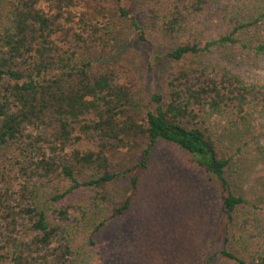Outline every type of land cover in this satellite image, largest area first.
<instances>
[{
	"label": "trees",
	"instance_id": "16d2710c",
	"mask_svg": "<svg viewBox=\"0 0 264 264\" xmlns=\"http://www.w3.org/2000/svg\"><path fill=\"white\" fill-rule=\"evenodd\" d=\"M3 1L0 145L15 148L18 186L0 176V264H74L72 211L79 222L98 211L86 226V243L94 244L108 219L131 206L160 142L188 153L219 189L221 255L233 264H264L262 182L251 188L255 201L236 188L264 161V139L255 134L264 82L245 83L206 58L248 46L240 34L259 27L264 0H140L141 21L120 0ZM126 16L139 42L170 49L165 91L150 95L143 117L130 111L140 88L133 68L90 55L111 47ZM210 25L225 31L202 41ZM254 49L263 51L264 43ZM83 142L92 146L77 147ZM132 148L140 149L138 161L112 168V157ZM119 179L130 185L122 198L115 194ZM22 221L31 239L17 236Z\"/></svg>",
	"mask_w": 264,
	"mask_h": 264
},
{
	"label": "rangeland",
	"instance_id": "374dc122",
	"mask_svg": "<svg viewBox=\"0 0 264 264\" xmlns=\"http://www.w3.org/2000/svg\"><path fill=\"white\" fill-rule=\"evenodd\" d=\"M120 5L129 15H137L140 21L143 19L142 1L120 0ZM4 6V1L0 0V13ZM258 24L256 29L240 34L248 46L239 44L215 50L206 58L229 67L245 83H263L264 50L257 52L254 47L259 42L264 43V19ZM224 31L222 26L210 25L202 33V41L216 38ZM113 34L115 40L111 35L109 37L112 38L110 48L90 55L123 61L133 68L140 88L130 111L143 117L150 95L165 91V74L171 64L166 54L170 49L139 42L127 16L117 21ZM156 55L160 61L155 60ZM255 121V134L264 139V117H257ZM78 146L87 148L92 144L83 142ZM139 156V148L121 150L112 157L111 166L115 169L131 166ZM15 160L14 146L0 145V176L14 189L18 186ZM261 182L264 189V161L258 162L236 188L255 201L251 188ZM114 187L116 196L122 198L129 192V180L119 179ZM261 204L264 209V201ZM95 210L88 211L87 217L80 222L79 211H72L68 226L72 230L77 255L74 264H233L221 255L225 231L220 230L223 210L219 189L191 156L176 145L167 142L157 144L148 167L140 174L137 194L131 206L123 216L108 219L94 236V244L88 245L86 226ZM103 216L107 213L104 212ZM259 219L261 233L264 231V214ZM17 230L20 239L34 236L24 221Z\"/></svg>",
	"mask_w": 264,
	"mask_h": 264
}]
</instances>
